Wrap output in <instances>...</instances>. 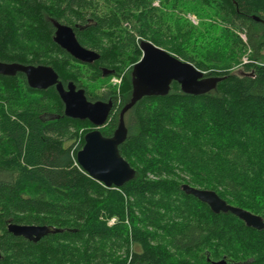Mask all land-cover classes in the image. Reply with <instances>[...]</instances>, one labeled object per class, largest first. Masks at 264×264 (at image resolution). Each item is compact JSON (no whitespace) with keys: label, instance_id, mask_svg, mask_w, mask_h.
Instances as JSON below:
<instances>
[{"label":"trees","instance_id":"1","mask_svg":"<svg viewBox=\"0 0 264 264\" xmlns=\"http://www.w3.org/2000/svg\"><path fill=\"white\" fill-rule=\"evenodd\" d=\"M52 20L73 27L99 60L82 63L55 43ZM142 39L221 80L202 96L173 82L126 111L119 150L135 174L119 188L77 163L89 121L67 117L54 88L0 75V264H264V229L181 188L214 190L264 219V0H0V61L50 65L89 100H112L106 137L131 100ZM114 76L119 85L94 94ZM10 222L55 232L33 242L10 233Z\"/></svg>","mask_w":264,"mask_h":264},{"label":"water","instance_id":"2","mask_svg":"<svg viewBox=\"0 0 264 264\" xmlns=\"http://www.w3.org/2000/svg\"><path fill=\"white\" fill-rule=\"evenodd\" d=\"M255 20L259 18L254 16ZM55 27L53 40L66 50L74 59L92 64L99 60L100 54L83 46L77 39L74 28L57 20H52ZM141 59L132 68V97L120 114L117 128L112 136L106 137L100 128L106 125L113 110L112 100L88 99L86 90L78 88L72 81L65 87L59 79L57 71L50 65L8 63L0 61V75H25L31 88L45 90L55 87L64 104V114L72 119L89 121L95 128L84 136V146L77 152L76 159L80 167L93 179L108 188L122 187L135 174L134 168L123 158L119 146L128 137V128L124 114L137 101L144 97L165 96L170 93L173 82H177L183 93L202 96L217 88L221 78L206 76L189 61L179 58L168 50L157 46L152 41L142 39ZM112 71L103 68V76ZM182 190L206 203L214 213H232L245 222L248 227L264 229V219L243 208L233 206L210 189H201L183 184ZM7 229L15 236H22L30 241L38 242L55 230L46 225H22L10 222ZM213 264H228L226 259L214 261Z\"/></svg>","mask_w":264,"mask_h":264},{"label":"rangeland","instance_id":"3","mask_svg":"<svg viewBox=\"0 0 264 264\" xmlns=\"http://www.w3.org/2000/svg\"><path fill=\"white\" fill-rule=\"evenodd\" d=\"M155 4H157V2H155ZM186 17L188 18V20L194 24L195 26H197L198 28H200L201 26V17H198L196 14L194 13H191V12H188L186 13ZM215 21V20H213ZM242 37L245 39L244 35H242ZM249 60H248V57L247 56H244L242 58V63H247ZM240 65H235V67H233L232 69H234L235 71L237 70H240ZM106 77V76H104ZM106 81V82H104ZM121 82V77H110L108 80H103L102 81H98L97 83V87H92V91L94 92L95 95H100L102 94L103 92L107 91L108 89H110V85H119ZM92 85V84H91ZM93 130V128L91 129ZM108 221V225H112L115 223L116 221V218H109L107 219Z\"/></svg>","mask_w":264,"mask_h":264},{"label":"flooded vegetation","instance_id":"4","mask_svg":"<svg viewBox=\"0 0 264 264\" xmlns=\"http://www.w3.org/2000/svg\"><path fill=\"white\" fill-rule=\"evenodd\" d=\"M104 68V67H103ZM103 68H102V74H103ZM26 81H27V79H26ZM68 84V83H67ZM65 87L67 86V85H64ZM77 86V85H76ZM78 87V86H77ZM50 88H54L55 90H56V88L53 86V87H50ZM78 88H81V87H78ZM49 89V88H48ZM37 90H40V89H37ZM45 90H47V89H45ZM62 101V100H61ZM109 101V100H108ZM63 103V102H62ZM95 128V127H94ZM93 128V129H94ZM229 264V263H228Z\"/></svg>","mask_w":264,"mask_h":264}]
</instances>
